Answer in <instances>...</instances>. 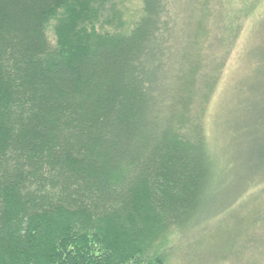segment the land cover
<instances>
[{
  "label": "trees",
  "instance_id": "16d2710c",
  "mask_svg": "<svg viewBox=\"0 0 264 264\" xmlns=\"http://www.w3.org/2000/svg\"><path fill=\"white\" fill-rule=\"evenodd\" d=\"M136 3L131 18L124 0H0V264H168L214 239L210 256L264 248V142L235 176L215 135H178L204 0ZM255 18L264 52V10ZM212 57L203 91L222 51Z\"/></svg>",
  "mask_w": 264,
  "mask_h": 264
},
{
  "label": "rangeland",
  "instance_id": "374dc122",
  "mask_svg": "<svg viewBox=\"0 0 264 264\" xmlns=\"http://www.w3.org/2000/svg\"><path fill=\"white\" fill-rule=\"evenodd\" d=\"M236 1L238 0H204V9L200 17L201 28H205L206 45L200 43V47L196 49L192 68L198 70V75L194 76L196 80L191 88L189 87V92L187 91L188 101L181 110V123L178 131V135L183 140L187 136L203 132V130L210 138L215 135L218 138V140L215 139L216 145L229 147L228 155L235 159L232 171L235 176L241 172L249 171L255 138L264 142V52L256 49L261 41L262 34L260 32L262 29L258 26L255 33L250 29L257 13L264 10V0H258V2L255 0V6L249 8L251 10ZM124 2L128 9L126 17L130 15L132 18L135 15V8H137L136 0H124ZM228 7L229 9L226 11ZM255 7L257 9L256 12L254 11V17L252 11ZM229 11L237 13L234 16V25L226 28L225 25L228 23L226 22L222 27L224 16ZM219 13L221 15L218 17L217 32L214 34L213 20ZM59 23V21H53L46 28L51 50L59 48L60 43L64 41L62 33L56 32V26ZM96 27L99 28L100 25L98 24ZM105 28L113 33L112 26ZM227 30L228 47L224 45V42L218 43V39L216 40L218 35L222 36ZM78 31H82L81 26L76 30V32ZM83 33L81 32V34ZM87 33L89 32L87 31ZM97 33L98 31H96ZM87 35L84 34L80 37L84 39L92 37V35ZM218 51H222L223 56L221 61L219 60L218 69L212 76L207 77L205 91L200 90L199 85L195 87L198 77L202 75L201 71L204 70L202 69L204 67L200 66L210 63L214 59L213 54ZM210 52L213 53L211 56H209ZM189 130L192 132L191 134L188 133ZM261 181L264 182V179ZM259 196H262L260 199L264 200V191H261ZM261 209L264 211V205ZM252 211L254 212L253 208ZM232 225L231 219L225 217L222 231L217 230L215 233L221 234L223 238L232 235ZM240 226L247 227L246 224ZM254 226L253 230L258 229L257 223ZM240 231L241 229L237 232ZM214 242L215 239L202 247L198 246L190 254L182 252L187 255V258L184 255H179L182 253L178 252L174 258L169 260L168 264H264V248L259 249L258 252L254 249L252 252L246 251V256L243 258L234 255L235 248L223 246L220 249L215 248L210 256L206 251ZM193 252L195 253L192 254Z\"/></svg>",
  "mask_w": 264,
  "mask_h": 264
}]
</instances>
